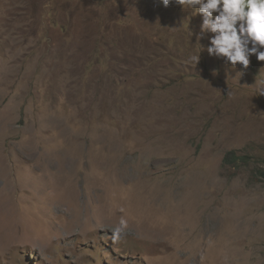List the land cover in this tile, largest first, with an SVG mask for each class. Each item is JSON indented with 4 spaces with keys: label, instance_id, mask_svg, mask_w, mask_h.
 Here are the masks:
<instances>
[{
    "label": "rangeland",
    "instance_id": "obj_1",
    "mask_svg": "<svg viewBox=\"0 0 264 264\" xmlns=\"http://www.w3.org/2000/svg\"><path fill=\"white\" fill-rule=\"evenodd\" d=\"M201 24L0 0V264H264V61L210 56Z\"/></svg>",
    "mask_w": 264,
    "mask_h": 264
},
{
    "label": "clouds",
    "instance_id": "obj_2",
    "mask_svg": "<svg viewBox=\"0 0 264 264\" xmlns=\"http://www.w3.org/2000/svg\"><path fill=\"white\" fill-rule=\"evenodd\" d=\"M184 10H194L202 17L201 36L207 33L210 56L243 69L250 65V57L264 61V0H162ZM215 13V15H214Z\"/></svg>",
    "mask_w": 264,
    "mask_h": 264
},
{
    "label": "trees",
    "instance_id": "obj_3",
    "mask_svg": "<svg viewBox=\"0 0 264 264\" xmlns=\"http://www.w3.org/2000/svg\"><path fill=\"white\" fill-rule=\"evenodd\" d=\"M227 163H230V164H233V165H238L240 163L247 164L248 161H247V158L246 157H244V156H238V155H236L235 152H231V153H229L227 155V157L225 159V164H227ZM259 174H260V178H258L259 181L262 182V183H264V171L263 172L260 171Z\"/></svg>",
    "mask_w": 264,
    "mask_h": 264
},
{
    "label": "bare ground",
    "instance_id": "obj_4",
    "mask_svg": "<svg viewBox=\"0 0 264 264\" xmlns=\"http://www.w3.org/2000/svg\"><path fill=\"white\" fill-rule=\"evenodd\" d=\"M133 180H134V179H133ZM178 197H179V196H178ZM178 197H177V198H178ZM179 198H180V197H179ZM77 199H78V198H77ZM81 205H82V204H81Z\"/></svg>",
    "mask_w": 264,
    "mask_h": 264
}]
</instances>
